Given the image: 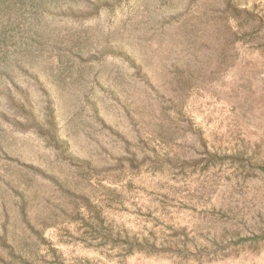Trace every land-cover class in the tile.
<instances>
[{
	"label": "rangeland",
	"instance_id": "obj_1",
	"mask_svg": "<svg viewBox=\"0 0 264 264\" xmlns=\"http://www.w3.org/2000/svg\"><path fill=\"white\" fill-rule=\"evenodd\" d=\"M102 1L0 41V264H264V0Z\"/></svg>",
	"mask_w": 264,
	"mask_h": 264
},
{
	"label": "trees",
	"instance_id": "obj_2",
	"mask_svg": "<svg viewBox=\"0 0 264 264\" xmlns=\"http://www.w3.org/2000/svg\"><path fill=\"white\" fill-rule=\"evenodd\" d=\"M75 1L79 2V0H0V41L2 39H17L14 30L22 28L18 32V38H21L19 45L22 47L24 45L28 48L30 43L32 45L35 40L44 38L41 36V33L45 34L43 28L50 27L46 23L48 19L69 21L79 18V15L74 14ZM84 1L85 9L95 16L102 9L101 7L106 5L102 0ZM232 11L234 13L237 12L236 9ZM238 15L241 14L238 13ZM80 17L83 20H89L94 16L87 17L86 15H82ZM14 42H17V40ZM25 52L26 50L23 47L20 49L19 55L24 56ZM38 52L39 50L35 48L33 54ZM21 94L22 104L17 106V112L23 124L20 123L17 129L26 133L33 132L37 136L47 135V138L57 145L58 131L53 116L54 112L49 110L51 108L49 99L46 98L48 110L42 115L41 121L34 108L26 105L28 100L26 91L21 92Z\"/></svg>",
	"mask_w": 264,
	"mask_h": 264
}]
</instances>
